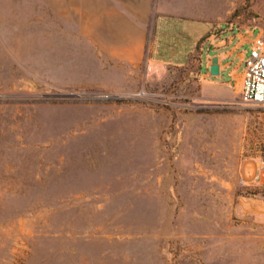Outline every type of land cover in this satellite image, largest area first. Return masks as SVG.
<instances>
[{"label": "rangeland", "instance_id": "1", "mask_svg": "<svg viewBox=\"0 0 264 264\" xmlns=\"http://www.w3.org/2000/svg\"><path fill=\"white\" fill-rule=\"evenodd\" d=\"M107 2L0 0V264H264V105L202 76L264 0L148 31L151 64L106 57Z\"/></svg>", "mask_w": 264, "mask_h": 264}, {"label": "crops", "instance_id": "2", "mask_svg": "<svg viewBox=\"0 0 264 264\" xmlns=\"http://www.w3.org/2000/svg\"><path fill=\"white\" fill-rule=\"evenodd\" d=\"M99 9L100 45L105 47L106 57L128 64H137L144 59L151 64L155 60L153 53L152 56L146 57V48L151 52L155 48V40L147 44L148 31H154L155 34L158 33L156 37H161L162 34L177 28L184 36L194 40L195 35L202 32L212 20L211 0H108ZM103 31L105 39L102 38ZM238 35L240 34H237V37ZM246 40L249 41L241 45H247L249 48L250 39ZM231 49L233 51L235 47ZM246 56L247 54L242 52L241 63L231 67V62L222 64L219 58V74L216 77L210 74L211 64L207 63V71L202 74L204 81L207 84L215 82L213 80L220 82L227 75L232 76L239 68L243 73L242 62ZM236 57L237 55L234 58Z\"/></svg>", "mask_w": 264, "mask_h": 264}, {"label": "built area", "instance_id": "3", "mask_svg": "<svg viewBox=\"0 0 264 264\" xmlns=\"http://www.w3.org/2000/svg\"><path fill=\"white\" fill-rule=\"evenodd\" d=\"M247 38L250 46L243 61L240 97L243 102L264 105V33Z\"/></svg>", "mask_w": 264, "mask_h": 264}, {"label": "water", "instance_id": "4", "mask_svg": "<svg viewBox=\"0 0 264 264\" xmlns=\"http://www.w3.org/2000/svg\"><path fill=\"white\" fill-rule=\"evenodd\" d=\"M210 74L211 75H218L219 74V65H218V58L213 57L212 63L210 65Z\"/></svg>", "mask_w": 264, "mask_h": 264}]
</instances>
